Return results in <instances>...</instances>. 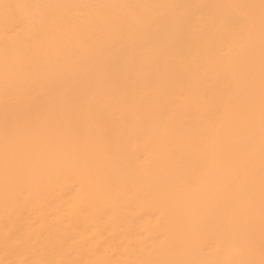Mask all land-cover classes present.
<instances>
[{
    "label": "bare ground",
    "instance_id": "obj_1",
    "mask_svg": "<svg viewBox=\"0 0 264 264\" xmlns=\"http://www.w3.org/2000/svg\"><path fill=\"white\" fill-rule=\"evenodd\" d=\"M0 264H264V0H0Z\"/></svg>",
    "mask_w": 264,
    "mask_h": 264
},
{
    "label": "rangeland",
    "instance_id": "obj_2",
    "mask_svg": "<svg viewBox=\"0 0 264 264\" xmlns=\"http://www.w3.org/2000/svg\"><path fill=\"white\" fill-rule=\"evenodd\" d=\"M91 78L92 76L90 75L83 76L81 79L82 81L60 78L50 87L40 90V92L32 98L30 104L47 107L60 102L62 99H83L89 92V84H91V86L93 84Z\"/></svg>",
    "mask_w": 264,
    "mask_h": 264
}]
</instances>
